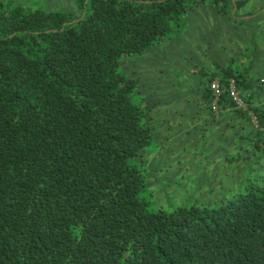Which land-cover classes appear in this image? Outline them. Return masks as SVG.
Listing matches in <instances>:
<instances>
[{
  "label": "trees",
  "instance_id": "obj_1",
  "mask_svg": "<svg viewBox=\"0 0 264 264\" xmlns=\"http://www.w3.org/2000/svg\"><path fill=\"white\" fill-rule=\"evenodd\" d=\"M75 1L0 0V264H264V171L222 197L157 204L139 159L152 128L120 71L196 4L235 20L245 0ZM224 73L250 104V81ZM253 111L264 151V104Z\"/></svg>",
  "mask_w": 264,
  "mask_h": 264
},
{
  "label": "rangeland",
  "instance_id": "obj_2",
  "mask_svg": "<svg viewBox=\"0 0 264 264\" xmlns=\"http://www.w3.org/2000/svg\"><path fill=\"white\" fill-rule=\"evenodd\" d=\"M14 1L26 6L42 7L50 10L73 12L77 9L75 0ZM262 5H264L262 0H252L246 8L248 10L245 9V13L252 12V10L255 11V8L257 10ZM237 13V15L242 14L240 10ZM263 20L264 12L260 16L233 21L217 8L203 3L198 4L193 9L191 8L183 16V22L186 25L184 31L186 36H183L174 46L175 63L179 62V60L185 61L179 62V65L183 67V72L176 75L174 63L169 64L163 60L164 63L158 65L157 68H165L162 70L157 69L156 73V70H154L155 74L148 82L150 87L152 84V93L149 98L160 101L158 107L155 108L156 114L159 119L166 122L162 127L161 134H156V132L153 134L152 143L143 149L142 156L139 158L146 168L148 181L150 187H153L154 200L157 204L177 205L196 200L201 201L204 198L214 199L216 196L222 197L225 195L226 189L221 187L219 189H211V192L207 193L209 182L200 178L204 174L202 170H208L209 174H211V168L216 164L211 162L212 158L207 156V153L220 149L222 142H216L217 137H213L214 134L209 125L197 123L199 120L197 112L200 108H207L206 105L208 103L199 95L208 81V72L214 62L221 60L222 63L226 60L229 61V59H235L237 62L240 60L237 54L240 53L242 48H244V54H242L244 61L247 63L250 61L254 62L252 68L248 66L250 68L248 71L249 76L260 81V76L264 75V64L261 60V62L255 61L257 58L253 53L256 51L258 38H261L262 42H264ZM134 56L131 55V58H134ZM144 56H148L149 65L153 68L154 64L151 62L150 55L145 54ZM164 57H168V55L165 54ZM160 58H163V56H160ZM123 62L120 66V71L126 76L132 77V70L135 67L133 65L126 67ZM193 67H198L197 71L192 72L191 68ZM137 90L136 88L134 92V101L139 102L143 109L146 110V100L149 99L148 90L141 91L140 94H137ZM177 90L181 98H177L178 95H174V91ZM184 93H186L185 96L182 95ZM142 97H146V100H143ZM180 102L183 103V107H181L183 109L180 111H184V114H177L176 121H174V108L179 107L180 104L182 106ZM164 105L167 106L164 107ZM193 109H195V112ZM147 119H150L148 115H146V121ZM168 124L171 126L169 127ZM174 124H177V126L175 125L176 129L182 132L178 139L174 135V128L172 129ZM197 135H200L201 140L196 139L195 143H193V137H197ZM229 140H226V145ZM180 142L188 144L186 149L182 147L183 145L180 146ZM193 145H198V149H193ZM221 152L222 158L224 157L223 150ZM201 154L206 156L208 163L204 162L205 157ZM258 157L252 156L251 158L252 161L257 162L252 164V174H255L258 169L264 171V157L261 159L260 154ZM221 158H218V160ZM200 160L203 161L200 163ZM185 167L190 169L186 171L184 170ZM180 168L183 170L179 171ZM249 168L245 169V176L249 172ZM182 176H185L187 180L183 179ZM236 180L238 179H226L225 182L222 180L220 183L225 187ZM240 187L238 186L236 189Z\"/></svg>",
  "mask_w": 264,
  "mask_h": 264
},
{
  "label": "crops",
  "instance_id": "obj_3",
  "mask_svg": "<svg viewBox=\"0 0 264 264\" xmlns=\"http://www.w3.org/2000/svg\"><path fill=\"white\" fill-rule=\"evenodd\" d=\"M251 2L252 0H245V3L241 7L239 8L235 7L236 8L235 12L240 10L242 14L238 15L239 18L235 20L232 19V20L236 21L238 19H245V18L249 19L257 15L260 16L262 12H264V5H262L261 8H258L257 10L255 8V11L252 10V12L250 11L248 13H245V9L247 8V6H249ZM263 2L264 0H262V3ZM201 3L208 4L204 2H201ZM201 3H198V4H201ZM198 4H196L194 7H196ZM262 22L264 23V20ZM185 28H186V25H184L182 29L183 31L176 29L172 31L171 33L167 34L166 36H164L163 38L159 39L144 54L135 55L134 58H131V55H129L125 58L123 62L124 66L130 67L131 65H133L135 67V69L132 70V77L137 81V89H138L137 94H140L141 91L148 90V94H149L148 98H149V96L152 93L151 92L152 84L150 87V84L148 82L158 70H162L165 68V67H162L160 69L157 68V66L163 64L164 61L168 62L169 64L174 63V70H175L176 75L183 72L182 71L183 67L179 65L180 64L179 62L182 63L185 61L179 60V62L175 63L174 46L176 45L177 41L181 40L183 36H186V33L184 32ZM262 41L263 40H261V38L260 39L258 38V41H257L258 43H256L257 44L256 51L253 54H255L254 56L257 58L255 59V61H259V62L262 61L264 64V42ZM259 42H260V45H259ZM243 49L244 48H242L240 53L237 54L240 59L237 62L235 61V59H231V60L229 59V61L226 60V61H223L222 63H221V60L214 62L213 66H211L208 72V81L206 82V84L204 85L200 93L201 96L199 95V97H203V99L209 104L207 103L206 105L207 108H200V110L197 112V116H199V120L197 123H201V124L206 123L207 125H209L210 129L213 131V134H214L213 137H217L216 142L217 141L222 142L220 149L212 150L207 153L208 154L207 156L212 158L211 162H214L216 164L215 166L211 168L212 169L211 174H209L208 170H205V171L202 170L204 174L200 178L205 179L207 182H209L208 184L209 190H207V193H210L211 189H219L220 187L222 189H226L225 194L230 193V191L231 192L235 191L236 188H238V186L243 185L244 178L246 177L244 174V171L245 169L252 166L254 162L251 160L252 156L258 157V155L260 154L261 159H263L264 157V151L260 150L258 147H255L254 145V140H256V137H257V134H256L257 133V130H256L257 123L253 117L254 107L260 104H264V88L261 85L263 84L261 80L264 78V75L260 76V81L249 76L248 71L250 68H248V66L252 68L254 66V62L250 61L249 63H247L244 61V58L242 55L244 54ZM145 54L150 55V58L152 59L151 62L154 64L153 68H151L152 66L149 65L150 61L147 58L148 56H144ZM165 54L168 55L169 59L168 57H164ZM160 56H163V58H160ZM230 65L236 70V72L243 73L244 75L243 77L246 78L248 82L250 81V85H251L250 92L253 98L252 102L248 104V102L246 101L247 108H239V107H236L232 103V100L230 101V99L227 97L220 101V106H219L218 111H214L211 108V96L209 95L210 80L220 79L221 82L224 83L223 81V78H225L224 72L227 69V67ZM197 68L198 67H193L191 68V71L192 72L197 71ZM154 70H156L155 73L153 72ZM237 86H238V90L240 94L244 98L238 84ZM174 95H178L177 98H179L180 97L179 91L178 90L174 91ZM182 95L185 96L186 93ZM142 99L146 100V97H142ZM142 99L140 98L141 101H143ZM146 102H147L146 104L147 109L145 110V113L146 115H148V118L150 117V119H147L148 121L147 123L152 128V140H153V134L155 132L156 134L158 133L161 134L163 130L162 127L164 123L166 122H163L161 119H159L158 115L156 114L155 108L158 107V103L160 101H156L153 98H149L148 100H146ZM166 106L167 105H164V107ZM181 107H183V103H182V106L180 104L179 107L174 108V121H176L177 114L179 115L181 113L184 114V111H180L183 109ZM193 110L195 112V109ZM175 125L177 126V124H174V127H172V129L174 128V135L177 136L176 139H178L180 135L182 134V132L181 130L176 129ZM170 126L171 125H169V127ZM226 137L228 140L230 139L227 145H226V140H227ZM193 138H194L192 141L193 143H195L196 139L201 140L200 135H197V137H193ZM181 145H183L182 147L184 149H186V147L188 146V144L186 145L185 142H180V146ZM198 145H193V149H198L197 147ZM221 150H223V154H224V157L222 158H221V155H222ZM205 152L203 151V153ZM201 155L205 157L204 162L208 163L209 161H207L206 156L204 154H201ZM218 158H221V159L218 160ZM202 161L203 160H200V163ZM254 163H257V162L255 161ZM242 165H244V167H242ZM189 169H190L189 167H185L184 170L188 171ZM181 170L183 169L180 168L179 171ZM236 173L238 174L236 175ZM182 177L183 179L187 180L185 176H182ZM235 178H237L238 180L234 181L232 184L226 185L225 187L222 183H220L222 180H224L225 182L226 179H235Z\"/></svg>",
  "mask_w": 264,
  "mask_h": 264
},
{
  "label": "built area",
  "instance_id": "obj_4",
  "mask_svg": "<svg viewBox=\"0 0 264 264\" xmlns=\"http://www.w3.org/2000/svg\"><path fill=\"white\" fill-rule=\"evenodd\" d=\"M264 82V78L262 79ZM211 89V108L214 111H218L220 106V101L223 99L224 95L230 96V99L236 107L247 108L246 99L242 97L238 90L237 81L235 78H230L227 84L221 82L220 79H214L210 84ZM256 121L255 115L253 116Z\"/></svg>",
  "mask_w": 264,
  "mask_h": 264
},
{
  "label": "water",
  "instance_id": "obj_5",
  "mask_svg": "<svg viewBox=\"0 0 264 264\" xmlns=\"http://www.w3.org/2000/svg\"><path fill=\"white\" fill-rule=\"evenodd\" d=\"M234 1H235V0H234ZM235 9H236V8H234V10H233V14H234V12H235Z\"/></svg>",
  "mask_w": 264,
  "mask_h": 264
}]
</instances>
